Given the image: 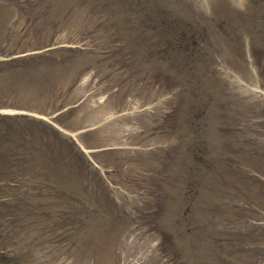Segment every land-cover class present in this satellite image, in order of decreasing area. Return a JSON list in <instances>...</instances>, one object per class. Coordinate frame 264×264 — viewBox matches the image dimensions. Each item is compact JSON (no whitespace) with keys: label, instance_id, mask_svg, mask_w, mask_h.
Here are the masks:
<instances>
[{"label":"rangeland","instance_id":"obj_1","mask_svg":"<svg viewBox=\"0 0 264 264\" xmlns=\"http://www.w3.org/2000/svg\"><path fill=\"white\" fill-rule=\"evenodd\" d=\"M0 203L6 264H264V0H0Z\"/></svg>","mask_w":264,"mask_h":264},{"label":"trees","instance_id":"obj_2","mask_svg":"<svg viewBox=\"0 0 264 264\" xmlns=\"http://www.w3.org/2000/svg\"><path fill=\"white\" fill-rule=\"evenodd\" d=\"M11 64V68H15L16 67V63L13 61L12 63H10ZM17 118V119H20V120H23V119H26V118H28L27 116H12V117H9L10 119L12 118ZM23 118V119H22ZM1 204V203H0ZM2 235H0V237H1ZM6 263H8V258H7V255L6 254H4L3 252H0V264H6Z\"/></svg>","mask_w":264,"mask_h":264}]
</instances>
